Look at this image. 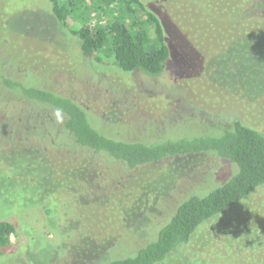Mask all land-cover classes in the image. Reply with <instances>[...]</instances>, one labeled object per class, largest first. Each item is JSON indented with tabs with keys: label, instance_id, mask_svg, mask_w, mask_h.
<instances>
[{
	"label": "rangeland",
	"instance_id": "1",
	"mask_svg": "<svg viewBox=\"0 0 264 264\" xmlns=\"http://www.w3.org/2000/svg\"><path fill=\"white\" fill-rule=\"evenodd\" d=\"M146 1L162 12L172 34L173 57L158 76L140 70L125 72L109 63H97L85 57L81 40L53 16L50 0H0V56L21 62L13 67L14 71H24L26 66L37 69L44 83L49 82L48 85L74 97L96 117L93 120L97 124L99 121L102 128H109V132L122 139L153 141L192 136L204 131L212 110L248 113L255 126L264 127V20L250 11L256 0ZM93 15L95 17V11ZM71 22L74 24V20ZM24 108L31 114H24ZM45 108L39 102L28 108L19 92H10L0 84V216L14 213L10 220L17 225L18 232L12 236V242L22 253V256L0 255V264H96L93 259L97 250L92 253L90 244L97 238L102 244H109V239L100 236L104 232L103 220L110 227L115 225L114 235L121 239L119 248L142 245L146 233L133 237L125 233L126 226L115 212L109 211L108 218H104L99 210L83 203L77 206L74 218L79 227L84 222L87 230H77L63 241V235L54 227L59 222L50 218L53 222L48 224L45 214L29 201L30 197H18L21 188L22 192L25 188L27 194L28 188L37 190L48 183L44 168L51 164V171L63 167L57 165L62 160L51 162L48 158L37 169L32 187H28L30 175L26 176L25 170L34 164L31 158L34 156L21 152L19 141L23 139L25 127L35 126L36 131L32 129L31 135L45 143V148L49 149H45L46 152L51 151L45 121L41 118L42 123L35 122ZM214 127L205 129L214 132ZM28 136L30 147L35 140ZM216 164V157L203 155L196 163L181 164L177 176L173 169L174 181L168 174L164 193L158 196L161 211H172L185 191L197 186V181L203 184L204 177L208 183L216 185L227 179L231 170L224 162L217 175L206 170ZM169 165L170 162L161 161L126 170V188L135 189L142 170ZM112 171L115 170L109 164V180L113 177ZM119 172L122 170L117 174ZM150 174L149 177H155ZM256 194L262 198L250 202L255 196L246 201L252 194L248 196L238 208L233 207L223 223L216 224L218 228L199 229V241L196 239L186 246L183 249L186 253L169 264H264V254L260 251L263 252L264 246V189ZM80 197L79 194L78 199ZM60 203L57 210L65 209L64 202ZM63 213H67L66 209ZM108 219L113 220L112 223L109 224ZM259 220L263 225L258 226ZM67 223L61 225L62 230L70 227ZM29 227L38 231L35 235L40 237L29 241L34 235L30 234ZM243 229L247 231L245 239L257 245L254 248L258 251L253 250L250 256L231 247ZM103 250L107 252L108 248Z\"/></svg>",
	"mask_w": 264,
	"mask_h": 264
},
{
	"label": "trees",
	"instance_id": "2",
	"mask_svg": "<svg viewBox=\"0 0 264 264\" xmlns=\"http://www.w3.org/2000/svg\"><path fill=\"white\" fill-rule=\"evenodd\" d=\"M50 2L53 16L69 33L81 40L85 57L94 59L97 63H109L125 72L140 70L148 75L158 76L173 57L170 45L172 34L168 31L170 28L165 24L162 12L150 1ZM250 11L264 20V0H256ZM103 15L106 18H103ZM71 20H74V24ZM19 64L21 62H14L13 58L0 56V84L10 92H19L28 108L34 107L35 102L46 106L35 122L42 123L41 118L45 121V135L51 148V151L46 152L45 143L31 135L37 127H25L18 149L23 153H31L30 157L34 156L31 157L34 164L25 170L26 176L30 175L28 187H32L37 169L48 158L51 162L54 159L62 160L55 164L64 168H54L51 171L49 169L52 164L44 168L43 174L48 181V187L44 185L37 190L28 188L26 194L23 186L24 191L22 192L21 188L18 197H30L29 201L36 208H41L48 224L53 222L50 218L59 222L54 227L63 235V241L65 238L69 239L71 233L75 235L77 230H87L84 222L79 227L76 224L77 218H74L77 206L82 203L93 210H99L104 218H108L109 211L115 212L126 226L125 233L133 237L146 233L142 245L132 249L121 245L125 248H119L121 239L119 235H114L115 225L110 227L103 220L104 232L100 236L109 239V244H102L98 238L90 244L92 253L95 248L97 250L93 259L97 261L96 264H169L186 253L183 250L186 246L196 239L199 241V229L208 226L218 228L216 224L223 223L234 206L238 208L240 202L251 200L258 195L256 193L264 189V127L255 126L248 113H221L212 110L210 120L204 127L214 125V132L204 128V131L192 136L153 141L122 139L109 132V128H102L99 121L97 124L96 120H93V117H96L74 97L48 85L49 82L44 83L37 69H29L26 66L24 71H14L13 67ZM29 80L34 81L30 83ZM24 109V114H31ZM29 118L28 116L27 120ZM26 136L35 140L30 147ZM203 155L217 158L218 164L206 168L216 175L221 164L226 163L224 166H229L231 170L228 178L216 185L208 183L204 177L203 184L197 181V186L185 191L172 211H161L158 196L164 193L168 174L173 182L181 164L184 166L196 163ZM161 161H168L170 165L164 166L165 169L162 167L148 170L155 177H149L151 174L148 171L140 170L139 175H142V178L137 186L135 185V189L126 188V170L141 169ZM172 161L177 162V166ZM109 164L116 171H112L113 177L110 180ZM173 169H176L175 176L171 174ZM119 170L122 172L117 174ZM66 178L70 180H65ZM29 192L31 194H28ZM248 196L250 197L246 200ZM261 198L255 196L250 202ZM60 202H64L67 213H63L64 208L57 210ZM13 215L14 213L0 216V255L3 256H22L21 248H14L12 242V236L18 232L17 225L10 220ZM52 215L54 217H49ZM114 217L113 215V220L116 218ZM67 221L70 227L62 230L61 225H65ZM112 221L109 220V224ZM257 224L263 225L261 220ZM28 230L30 234L34 233L29 241L40 237L35 235L38 231L34 228L29 227ZM194 236L196 237L193 240ZM238 236L233 242L234 245H231L238 253L243 252L250 256L254 253L253 250L258 251L254 248L257 247L256 243L251 245L250 240L245 239L246 230H241ZM104 247L108 248L107 252L103 250ZM260 251L264 254V246L263 252Z\"/></svg>",
	"mask_w": 264,
	"mask_h": 264
},
{
	"label": "flooded vegetation",
	"instance_id": "3",
	"mask_svg": "<svg viewBox=\"0 0 264 264\" xmlns=\"http://www.w3.org/2000/svg\"><path fill=\"white\" fill-rule=\"evenodd\" d=\"M41 115V114H40Z\"/></svg>",
	"mask_w": 264,
	"mask_h": 264
}]
</instances>
